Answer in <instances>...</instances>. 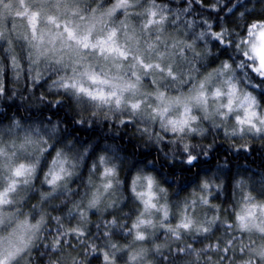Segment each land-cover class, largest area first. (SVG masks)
<instances>
[{"label": "clouds", "instance_id": "obj_1", "mask_svg": "<svg viewBox=\"0 0 264 264\" xmlns=\"http://www.w3.org/2000/svg\"><path fill=\"white\" fill-rule=\"evenodd\" d=\"M0 264H264V0H0Z\"/></svg>", "mask_w": 264, "mask_h": 264}]
</instances>
